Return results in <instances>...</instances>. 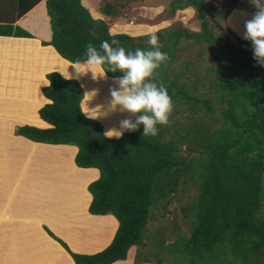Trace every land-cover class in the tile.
Returning <instances> with one entry per match:
<instances>
[{"label": "trees", "instance_id": "trees-1", "mask_svg": "<svg viewBox=\"0 0 264 264\" xmlns=\"http://www.w3.org/2000/svg\"><path fill=\"white\" fill-rule=\"evenodd\" d=\"M203 2L171 0L168 9L173 14L192 7L199 31L172 28L132 36L109 33L81 0H45L51 38L42 44L73 63L96 61L105 74L124 80L134 109L121 134L130 118L108 134L104 116L110 114L108 107L119 109L114 96L101 104L107 106L104 111L98 105L93 114L85 104L88 87L56 71L46 74L41 92L48 102L42 106L44 101L23 100L0 105V110L6 107L0 114L23 124L14 135L75 145L76 166L99 171L87 185L88 212L117 220L109 244L92 254L76 253L45 228L73 264H111L125 259L131 246H136L133 264H264V37L252 42L226 27L243 46L252 47L234 45L229 34L213 30ZM226 4L221 18L239 7L238 0ZM110 6L104 3L102 10L108 13ZM0 34L32 37L12 24H0ZM181 39L203 45L199 55L208 50L211 63H202L201 56L173 66ZM81 100L88 115H100L103 125L82 112ZM39 106L49 127H37L45 125L36 114ZM180 183L196 189L181 208L188 231L178 232L173 220L175 240L162 238L167 225L147 235L150 210L158 208L157 201L168 206Z\"/></svg>", "mask_w": 264, "mask_h": 264}, {"label": "crops", "instance_id": "crops-1", "mask_svg": "<svg viewBox=\"0 0 264 264\" xmlns=\"http://www.w3.org/2000/svg\"><path fill=\"white\" fill-rule=\"evenodd\" d=\"M107 2L111 5L116 0H106V2L104 0H81L93 18L103 21H105L104 17L111 19V15L115 13L111 6L110 8L113 10L108 13L102 10L103 4ZM233 12H236L240 18H245L248 14L260 18L261 37L257 41H252L260 42L264 37L263 16L241 6L234 7L229 12L225 18L227 27L243 39L244 37L237 28L228 23ZM105 22L107 23V21ZM0 24L20 26L32 35V37H22L0 34V98L4 99L1 100L0 105H4L3 101L5 100H8V106L19 102L17 100H23L44 101L40 105L42 106L48 102L41 92V88L48 84L47 73L56 71L63 77L75 78L64 72L68 68L65 66L77 65L81 62H70L61 57L52 45L42 44V41H49L51 38L45 0H0ZM250 24L253 27V22ZM134 25L132 24V27ZM58 60L59 63L63 60V63L59 64ZM82 62L95 63L109 82H124L127 86V83L120 78L108 77L96 61L86 60ZM67 63L68 65H66ZM59 68L62 70L60 71ZM127 92L129 94L128 86ZM96 99L94 96L87 97L85 103L89 105L93 114H96L94 111L98 107ZM82 100L81 105L83 104ZM129 101L132 115L120 134L134 115L130 94ZM40 106L37 108L36 114L45 125L37 127H49V123L40 118L38 114ZM101 107L104 111L107 106L102 105ZM5 108H2L0 113L4 112ZM83 112L86 116L103 125L97 115H88L85 110ZM19 123V121L11 120L8 116L0 114V132L3 131L4 133L0 134V144L5 141V136L11 134V132L8 133L9 131L4 130L5 127L23 125ZM120 134L109 136L118 137ZM11 136V139L6 142L26 157L23 156L25 159L21 160L22 156L15 158L13 152L8 153L5 149L0 151V241L4 245L3 250L0 251V264H73V259L68 251L47 233L45 226H48L49 228H47L55 236L61 238L72 252L92 254L107 246L117 228V220L111 214L94 215L88 212L91 194L86 187L90 181L98 177V169L76 166L74 156L77 147L75 145L48 144L31 141L20 135ZM48 145L69 146L71 148L68 149L71 165L81 175L88 177L83 184L79 185L81 194L78 201L84 200L81 205L78 202L75 204L67 203L56 209L51 196L52 189L49 191V187L61 189L66 186V183H59L55 180L56 175L59 174V177L64 175L65 177L67 174H72V171L67 173L66 165L63 167L62 165L60 167L54 166L52 155L54 147L49 149ZM69 154L67 152V155ZM29 158H33L35 161L44 160L45 162L46 160V163L41 166L45 170L38 171L30 166L27 167L26 160ZM46 187L48 189H45ZM133 248L131 246L127 250L125 259L116 260L111 264H132L136 250Z\"/></svg>", "mask_w": 264, "mask_h": 264}, {"label": "rangeland", "instance_id": "rangeland-1", "mask_svg": "<svg viewBox=\"0 0 264 264\" xmlns=\"http://www.w3.org/2000/svg\"><path fill=\"white\" fill-rule=\"evenodd\" d=\"M226 1L227 0H204L203 10L205 12L206 18L212 23L213 30L215 32L223 31L229 34V39L234 45L239 47H245L246 49H251L250 48L252 47L251 44L243 46L231 33H229L226 30L227 27L225 23L226 17L221 18L219 16L220 12L225 11V8L227 6ZM104 2H106V0H104ZM170 2L171 0H116L115 3L111 4V7L114 8V12H115L113 13V15H111V19H109L108 17L106 18L104 17L103 19L107 21V24H109L108 25L109 33L124 32L132 36L145 35L148 33H153L159 29L167 30L172 28H180L187 31H199L200 20L198 18L197 13L192 7H185L184 9H178L173 14H169L168 9L170 6ZM237 5L252 10L253 12H257L262 16L264 15V0H238ZM237 20L239 21L236 22ZM260 21L261 20L258 16L250 15V14H248L245 18H240V16L236 12H233L228 19V23L232 25L234 28L236 27L238 32L244 37V39H248L251 41H257L261 37L262 27ZM251 22H253V27L250 24ZM132 24L135 25L132 27ZM181 45L183 46V48L178 52V56L176 57L173 64V66H175L176 68L181 67L182 63L185 60H187L188 58L193 59V57L199 58L201 56L202 57L204 56V60L202 61V63L203 62L204 64L211 63V61L209 60L211 52L205 49L204 53L199 55L200 49H204L203 45L192 44L191 40H186V39H181ZM78 80L79 81L84 80L87 82L89 81L86 77L78 78ZM102 88L103 90L108 91V89H106L105 87ZM92 90H93V84H90L86 92L89 94V92H91ZM81 110L83 112L82 105H81ZM108 112L110 114H112V112L120 114V112L117 111L114 107H108ZM99 116L98 119L102 120V118ZM178 116L179 115L177 114L175 116V119L178 118ZM180 117H182L181 119H183L184 115L183 116L180 115ZM186 117L187 116L184 117L185 121L187 120ZM19 124H22V122H20ZM16 127L17 125H13L12 127L10 126L5 127L4 130L9 131L8 133L11 132V134H9L8 136L4 135L5 141L0 144V151L2 149H5V151L8 153L13 152L15 158L22 156L21 160H23V158L26 156L23 153L18 152L16 149H13L6 142L8 139H11L10 138L12 137L11 135H14V130ZM0 134H4L3 131H1ZM47 147L49 149L54 147L52 155L54 158L53 163L55 167H60L61 165L63 167L64 165H66L67 173L72 171V174H67L65 177L64 175L60 177L59 174L56 175L55 180L59 183H66L67 184L66 186L62 187L61 189L58 188L53 189L52 187H49V191L50 189H52L51 196L54 200L53 202L56 209H59L61 206H63V204H67V203L75 204L78 202V204L81 205L84 202V200L82 199L80 202L78 201L79 196L81 194L80 193L81 189L79 185L83 184L85 180L88 179V177L81 175V173L77 172L78 170L71 165L70 154L68 150L71 148L69 146L61 147L60 145L58 146L48 145ZM64 148H66L67 151L64 150ZM67 152L69 155L66 154ZM26 161H27L26 163L27 167L30 166L34 170H38V171L45 170L41 166H43V164L46 163V160L45 162L44 160L35 161L33 158L32 159L29 158ZM45 189H48V187H46ZM195 193H196V189L194 188L193 185H187V184L182 185L180 183V189L173 197H171L168 206L162 207L161 205L163 202L161 201L162 203H160V201H157L158 208H153L150 210L149 220L147 223L148 231L146 232V234L149 236L151 234L152 235L156 234L162 225L163 226L167 225L168 230L163 232L162 238H164V240H166L167 242H171L172 240H175L176 236L171 231L172 229L171 227L174 224L173 220H176L180 226L178 232L182 233L183 231H188L189 220L186 217L187 215L185 216L184 213H182L181 208L185 205L187 201L191 200L192 195H195ZM47 227L45 226L44 228ZM3 246L4 245L1 244L0 241V248L2 247L0 251L3 250ZM132 247L136 249V246H132ZM156 250L157 249L154 248L152 249V251H156Z\"/></svg>", "mask_w": 264, "mask_h": 264}, {"label": "bare ground", "instance_id": "bare-ground-1", "mask_svg": "<svg viewBox=\"0 0 264 264\" xmlns=\"http://www.w3.org/2000/svg\"><path fill=\"white\" fill-rule=\"evenodd\" d=\"M54 59L56 60V58H54ZM61 62L63 63V60L60 61V63L58 60L59 64H61ZM66 65H68V63ZM65 67H68V68H66L65 71L64 70L63 71L66 74H69L70 76L71 75L75 76V78L77 80H78V78H81V77H86L89 80L88 82L82 80L81 81L82 85L89 87L90 84H93L94 92L93 91L89 92V98L91 96L96 97L97 98L96 102L98 105L99 104L101 105L103 102H105L107 99V96H111V95L114 96L116 102L119 104V109L117 108L116 110L119 111L120 114L112 112V114H109L108 117L104 116V120L107 123L104 128H105L106 133H108V134L112 133L111 130H114L113 134L118 132L120 127L131 116V106H130L129 99H127L128 97H127L125 84L123 82H118V83L115 81H113L112 83L109 82V80L103 76L101 69L95 63H92V62H81L77 65L65 66ZM59 70H60V68H59ZM100 86H101V88H100ZM102 87H105L106 89H108V91L103 90ZM82 105L84 108V102ZM83 110H85V108ZM117 124H119V125H117Z\"/></svg>", "mask_w": 264, "mask_h": 264}, {"label": "clouds", "instance_id": "clouds-1", "mask_svg": "<svg viewBox=\"0 0 264 264\" xmlns=\"http://www.w3.org/2000/svg\"><path fill=\"white\" fill-rule=\"evenodd\" d=\"M232 9H233V8H232ZM232 9H231V10H232ZM231 10H230V11H231ZM250 11H251V10H250ZM101 20H102V19H101ZM104 22H105V21H104ZM105 23H106V22H105ZM106 24H107V23H106ZM106 75H107V74H106ZM83 94H84V92H83ZM82 98H83V97H82Z\"/></svg>", "mask_w": 264, "mask_h": 264}]
</instances>
